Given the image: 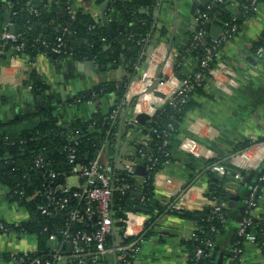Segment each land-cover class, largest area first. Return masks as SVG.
<instances>
[{
    "label": "trees",
    "instance_id": "16d2710c",
    "mask_svg": "<svg viewBox=\"0 0 264 264\" xmlns=\"http://www.w3.org/2000/svg\"><path fill=\"white\" fill-rule=\"evenodd\" d=\"M83 1L91 2L98 7H101L105 2L104 14L110 19L109 24L107 26L99 25L97 20L87 12L74 9L73 0H54L49 5L42 4L39 0H1L0 34L7 24H11L14 27V34L19 37L16 43L0 42V52L24 57L32 63L38 55L51 53L56 48L57 38H61L60 57L80 63L93 61L98 65H120L125 72V76L118 83H104L93 90H85L70 102L80 105L114 93L121 103L129 82L137 74L135 66L140 65L145 59L143 54L146 48L143 47L141 40L147 38L150 42L154 37L156 25L153 13L159 0ZM256 1L260 4L264 0ZM213 6L216 7L219 15L215 18L212 17L209 30L205 32L204 27L207 22L203 15L208 18L209 9ZM140 10H144L145 13L141 14ZM7 13L9 19L8 23H5ZM199 13V23L188 31V41L178 53L174 71H178L183 59L190 56L197 62L191 75L200 73L203 78L199 86L187 95L183 104L175 107L167 103L160 105L156 108L154 115L139 127L142 135H148L150 140L146 147L139 144L135 147L144 150L157 161L154 163L153 170L147 172L142 183L127 178L126 182L132 187L123 193L114 190L111 196L114 228L119 232L123 227L122 220L125 218V213L135 212V206L145 207L149 210L148 218L143 224L141 233L137 237L124 239L121 245L135 243V248L139 247V240L144 241L153 235L159 220L167 214H173L193 222L195 225L193 236L181 240L189 254L188 264H206L208 262L216 238L225 229L230 218L228 210H223L225 221L221 222L208 206L195 210H175L170 205H161L154 198L152 176L161 171L166 162L172 161L170 156L171 144L168 142L167 145H164V142L177 135L185 112L193 105L192 96L198 93L211 78L208 70L214 67L215 60L209 62L205 68L200 66L204 50L213 46L215 37L211 35L210 27H219L221 32L230 29L232 26L238 29L242 22L250 19L253 15L250 0H238L236 14L230 8L227 0L214 4H212V0H209L206 6L199 9ZM233 19L235 20L233 21ZM120 26L123 27L122 30H120ZM198 32L202 33V39L200 42H195L193 38ZM203 40H205V44H203ZM18 45H22V50L14 49ZM222 45L223 43H220L215 48L220 49ZM259 47H264V38L255 47L254 54ZM63 52L71 53V56L64 55ZM29 81L31 92L44 97L47 85L36 71L30 72ZM119 102L110 108L106 114L96 111L89 119H77L67 128L58 124L54 115L55 107L47 104L38 113L25 115L22 118V120H31L34 117L41 118L37 125L31 129L8 133L5 128L15 121L0 123V187H6L9 191L7 199L25 209L28 214V220L18 223H6L0 220V235L10 233L18 236L30 235L35 236L38 241L36 252L18 254L15 257L19 264H33L37 258L54 262V252L47 247L48 238L52 234L57 237V242L61 245V232L64 230H67L71 235L94 230L92 221L69 223L67 212L81 208V205H77V202L69 198V195L61 196L68 197L64 208L53 212L49 217L41 215L37 208L45 204L44 192L46 189L57 184H64L63 178L69 170L66 162L67 147H75L78 157L84 161L85 154L92 157L105 140L114 146L119 131L121 132L120 141L125 143L128 136L126 131L132 129L133 126H127V129L124 130L123 124L120 122L122 113H120L115 125H112L107 119L110 111L119 106ZM71 134L77 136L76 146H73L72 141H70ZM256 143L258 142L245 141L239 144L236 149H247ZM128 153L130 152L127 151ZM130 154L132 157L136 156L134 151ZM38 155L44 159L45 166L42 169L33 167V158ZM212 162L209 161L207 164ZM226 168L229 174L236 172L228 165ZM50 172L55 174L53 179L48 177ZM255 172L258 173V178L252 180L250 185L239 189L238 195L241 196L242 200L253 185H257L260 191L264 187V163ZM237 173L241 177H245L249 172L240 171ZM209 175L205 196L209 199H215L221 205L228 206L231 196L224 188L223 179L225 176L221 179L216 177L217 180L214 181L212 180L213 175ZM123 177V171H115L113 186L120 187L123 184L121 181ZM188 185L185 186L184 190L187 189ZM20 193L22 194L19 195ZM247 231H254L259 243L260 238L264 236V225L253 219L252 226ZM207 240L211 242V247H205L204 243ZM244 243V238L238 236L236 228L235 239L228 251L226 264H229V259L232 257H234V264H239ZM113 244L114 236H110L106 240V246L112 247ZM65 247L62 245L61 255L66 258V262H76L79 257L87 259L94 252L93 243L80 246L83 252L78 256L67 253ZM198 248L203 249V256L197 259L195 252ZM236 250H240L241 253H234ZM260 250L264 256V249L260 247ZM136 253H115L114 257L117 258L121 255L122 259L113 260V264H135ZM11 259L12 257L8 253H0V261L9 262Z\"/></svg>",
    "mask_w": 264,
    "mask_h": 264
},
{
    "label": "crops",
    "instance_id": "0c3cea01",
    "mask_svg": "<svg viewBox=\"0 0 264 264\" xmlns=\"http://www.w3.org/2000/svg\"><path fill=\"white\" fill-rule=\"evenodd\" d=\"M39 1L49 5L54 0ZM227 1L236 14L238 0ZM258 5L252 17L242 22L233 37L219 49L215 69L225 67L231 72V75L221 72L216 74L217 79L223 81L224 90L217 88L214 77L209 78L201 90L192 96L193 105L185 112L177 135L170 140L172 161L159 171L154 185V198L161 205L171 206L179 203V194L188 191L194 205L184 206L183 210L207 207L205 193L209 174H212L209 166L245 150L236 149L245 141L258 142L256 143L258 147L252 149L250 155L256 158L258 166L264 163V55L254 54L255 47L264 38V1ZM201 7L203 6L200 5L192 16L191 0H159L153 13L156 25L153 39L157 40V46L150 58L147 71L155 75L158 70L164 69L163 60L169 58L164 65L165 74L169 77L168 87L174 88L179 85L180 81L175 77L176 74L182 79L196 68L197 62L189 56L183 59L179 70L174 71L178 53L188 41V31L196 26V18L200 16ZM73 8L87 12L99 25L109 24L110 19L104 14L107 24L103 25L101 8L91 2L73 0ZM7 20L5 15L4 21ZM210 30L214 37L221 33L220 28L216 26H211ZM76 63L80 62L60 56L52 58L48 54L38 55L30 63L24 57L0 52V123L15 121L7 126L5 131L14 133L33 128L41 120L40 117L31 120L22 118L38 113L46 104L55 107L54 115L58 124L67 128L77 119H89L96 111L106 114L119 102L118 96L113 93L80 105L71 103L70 101L79 93L93 90L104 83H118L125 76L120 65H116L121 67V76L118 78L116 70L112 68L80 69ZM31 71H36L47 85L44 97L31 92L29 81ZM140 72L141 68L128 84L127 90L131 88L132 94H142L134 81L135 77L139 78ZM143 99L144 111L148 103H158L157 99L148 94H144ZM121 113L120 122L126 130V123L128 120H135L136 115L131 110ZM139 127L140 125H135L126 131L128 136L125 144L128 152L133 142L142 136ZM195 152H199L198 157L194 156ZM112 157L113 154L110 156L106 150L100 159L102 162H111ZM113 158L116 159L115 156ZM209 161L213 162L207 164ZM235 170L242 171L236 168ZM234 173L226 174L223 179L224 188L231 197L238 195L243 179V177L241 180L236 179ZM214 177L215 175L213 179ZM165 178L171 179L172 183L165 184ZM136 182L139 183L138 180ZM187 184L189 185L184 190ZM8 192L6 187H0V220L6 223L28 220L25 209L7 199ZM261 193L263 198L253 212V218L264 225V187ZM223 206L228 210V215L230 212L236 214V210L231 209L229 205ZM238 206L242 207V201ZM229 217L225 229L216 238L206 264L227 262L228 251L234 242L238 225L234 217L231 218L230 215ZM147 218V214L134 212L133 219L140 225L137 232L141 233ZM194 231L193 222L173 214L164 215L154 229V234L142 241L138 247L135 264H188L189 254L181 240L189 239ZM37 250L38 241L35 236H18L14 233L0 235V253H8L12 257L9 262L0 261V264H19L15 259L18 254L33 253ZM105 263L113 264L112 256H107ZM60 264L75 263L65 261ZM239 264H264L260 248L255 244L244 243Z\"/></svg>",
    "mask_w": 264,
    "mask_h": 264
},
{
    "label": "built area",
    "instance_id": "2783aa9c",
    "mask_svg": "<svg viewBox=\"0 0 264 264\" xmlns=\"http://www.w3.org/2000/svg\"><path fill=\"white\" fill-rule=\"evenodd\" d=\"M223 0H212V4L214 3H222ZM258 3L256 0H250V7L252 11H255L258 7ZM205 21L207 22V17L203 15ZM199 18H196V25L199 23ZM235 19H233L234 21ZM8 25L3 28L0 34V42L6 43H16L18 41V35L11 34L8 30ZM237 31L235 26L230 27L219 34V36L213 39V46L211 48H206L203 53V57L200 60L201 68H205L209 62L217 59V55L219 49L215 47L218 46L220 43H225L229 39L233 37L235 32ZM202 39V33L198 32L196 36H194L193 41L200 42ZM144 48H147L149 45V40L144 38L141 40ZM61 47H62V39L57 38V45L56 48L52 50V52L57 53L58 55L61 54ZM15 50H22V45L16 46ZM64 55L71 56V53L63 52ZM255 55L262 56L264 55V47L257 48ZM145 56V53L143 54ZM151 58V56H150ZM169 58L163 60L164 65L168 62ZM150 62V61H149ZM143 63V62H142ZM141 63V64H142ZM141 64L135 66L136 72H138L141 68ZM163 65L164 69H161V73L157 78V90L164 94L165 98L163 100H158L160 105L162 104H169L173 107L183 104L187 95L197 86H199L202 76L200 73H195L193 75L189 74L184 76L181 81L180 85L174 88L168 87L169 77L165 74V66ZM149 66V64H148ZM219 70L215 69L214 67L208 70V74L214 79H216V86L219 90H224V83L221 80L217 79V72H221L225 75H231V72L226 69L225 67L218 68ZM162 74V75H161ZM155 79V75L153 73H149L147 69L145 71L140 72V76L138 81L135 82L136 85L139 86L141 95L132 94L131 88L126 90L124 95V99L121 100V103L118 107L114 108L110 111L107 116V119L112 125L117 123V119L121 112L131 110L132 113L135 115L139 113L147 114L150 118L154 115L156 108L154 104L156 103H148L147 108L145 111L144 108V94L150 95L152 98V93H146L147 88L151 85L153 80ZM156 99V98H154ZM127 126H135L138 125L135 120H128L126 123ZM120 134L118 133L117 142L114 146H111L107 140L104 141L103 145L95 152L97 156L95 160L91 161V157L88 156L87 161H82L76 152L75 147H67L66 148V162L69 166L68 173L64 176V184H57L54 187H50L45 190V204L38 206V211L41 215L49 217L52 213L57 212L64 208L65 203L67 202L68 197H61L63 195H69V198L75 200L77 205H81V208L72 209L67 212V219L69 223H83L84 221H92L94 230L91 232H77L75 235H71L67 230L61 232V245L57 242V237L55 235H50L48 238V242H51L53 245H59L58 249H53L54 252V262H50L48 260H42L37 258L34 260L33 264H60L66 261V258L61 255L62 245L71 246L70 254H74L78 256L80 253L83 252V249L80 247L83 244L93 243L94 245V252L92 256L89 258H81L79 257L76 262H71L75 264H105L104 261L106 260L107 256H112L114 261L118 259H122V256H118L117 258L114 257L115 253H133L137 252L138 247L135 248V243H130L126 245H121L124 239L137 237L140 232H137V228L140 227L134 219L133 215L134 212H127L125 213V218L122 220L123 227L121 232H119L121 236V243L119 245L114 244L112 247L106 246V240L113 236L114 228V220H113V212L111 210L112 204V192L114 190H118L121 193L130 189L132 186L126 182L127 178H132L135 181L138 180L139 183L144 181V177L147 172L153 170L154 163L157 161L155 158L150 157L147 152H144L142 149H138L135 146L138 144L146 147L148 145V141L150 137L148 135H142L140 139L134 141V144L131 145L130 153L134 151L135 157H132V154L128 153L125 148V152L122 154V166L124 177L121 179L123 184L120 187H114L113 182L115 179V168L114 162L116 159L113 157L117 156L119 152L120 146L123 144L120 141ZM76 135L71 134V139L73 146L77 145L76 142ZM171 140V139H170ZM170 140H166L164 145H167ZM127 145V144H126ZM254 146V145H253ZM111 149L113 154L111 162H102L100 157L103 153L106 152L107 148ZM181 148L183 145L180 146ZM258 147L256 144L255 147L250 149L242 150L236 154H232L228 156L223 161H217L212 163L209 166L210 173L215 175L217 178H223L227 172L226 166H230L232 168H236L242 171L250 172L256 171L258 166V162L256 163V158L251 157L250 152L252 149ZM94 153V154H95ZM195 157L199 156V152L193 153ZM126 155V156H125ZM93 156V155H92ZM125 156V157H124ZM145 163V164H144ZM167 164V162L165 163ZM164 164V165H165ZM45 163L44 159L38 155L33 158V167L35 169H42L44 168ZM137 166H142L144 168L145 174L144 176H138L135 174V168ZM156 172L152 176V184L153 187L156 184L157 174ZM48 177L54 178L55 174L50 172ZM234 177L236 179L241 180L242 177L239 173H234ZM73 181V184L69 182ZM165 184H171L172 180L169 178H165ZM20 193L19 195H21ZM179 203L171 205L170 207L175 210H183L184 206H193L194 202L191 199L189 192H182L179 194ZM262 193L259 190L257 185H253L250 188L247 196L242 200V213L241 219L237 225V232L239 237L244 238L245 243H251L257 245L259 248L264 249V236L260 238V242H257V236L254 231H247L253 223V212L257 207V204L262 200ZM205 205L212 209V213L218 216L221 222L225 221V215L223 210L225 209L223 205L217 203L215 199H209L205 201ZM193 234L191 235V237ZM141 244L142 241L139 240ZM205 247H211V242L209 240L205 241ZM66 249V247H65ZM234 253H241L240 250L234 251ZM203 256V249L198 248L195 252V257L198 259ZM229 264H234V257L229 259Z\"/></svg>",
    "mask_w": 264,
    "mask_h": 264
},
{
    "label": "water",
    "instance_id": "95a60500",
    "mask_svg": "<svg viewBox=\"0 0 264 264\" xmlns=\"http://www.w3.org/2000/svg\"><path fill=\"white\" fill-rule=\"evenodd\" d=\"M208 2H209V0H191L190 15L194 16V14H195L196 10L198 9V7L200 5L204 7V6H206L208 4ZM100 8H101V18H102L103 25H106L107 21H106V18L104 16L105 2L101 5ZM140 13L144 14L145 11L144 10H140ZM218 15H219V13L216 11V7L215 6H213V7H211L209 9V13H208V19L209 20L205 24V27H204L205 28V32H208V30H209V26H210V22L212 20V17L213 16H218ZM6 18L9 19V14L8 13L6 14ZM5 23H8V20ZM122 29H123V27L120 26V30H122ZM8 30H9V32L11 34L15 33L14 27L11 24L8 25ZM203 44H205V40H203ZM156 46H157V40L156 39H151L150 42H149V45L147 46L146 51H145L144 62L141 64V70L142 71H145L148 68V64H149V61H150V56L153 55ZM48 55L50 57H52V58L59 57V55L57 53H54V52H51ZM76 64H77L78 68H80V69L83 68V69H88V70H93V69H98V68H100L101 70H104L105 68H107V69L112 68V69L116 70V76L118 78H120V76H121V67H118L116 65L98 66L93 61H84V62L76 63ZM159 75H160V71L158 70L155 73V79L153 80L151 85L147 88L146 93H152V96L154 98H156L158 100H163L165 98L164 94L157 90V83H158L157 78L159 77ZM175 77L179 81H181V76L179 74H176ZM138 79H139L138 77H135L134 81L136 82V81H138ZM179 86H181V85L179 84ZM37 98L40 99V97H37ZM159 106H160L159 103H155L154 104L155 108H158ZM149 119H150V117L147 114H143V113H139V114H137L135 116V122L138 125H140V126L144 125L145 122H147ZM125 148H126V144L123 143L120 146L119 152L117 153L116 160L114 162V168H115L116 171H122L123 170L122 154L125 152ZM107 151H108V154L111 156L112 152H111L109 147L107 148ZM88 156H89L88 154H85L84 161L88 160V158H89ZM96 156H97V153L93 154V156L91 157V161L95 160ZM135 174L138 175V176H144V174H145L144 168L142 166H137L135 168ZM257 178H258V173H256L255 171H250L245 177H243L242 182H241V187H246V186L250 185L252 180H255ZM213 180L216 181L217 179L214 178ZM247 194L248 193L245 194V197L247 196ZM240 201H242V199H241V196H239V195H236V196H233V197L229 198V207L231 209H235L236 210V214L230 212L229 215L231 217H234L235 220L238 223H239V221L241 219V213H242V207L238 206ZM134 210L136 212H140V213H144V214H148L149 213V210L147 208L141 207V206H135ZM113 236H114V239H115V245L116 246L119 245L121 243V236H120L119 232L118 231H114L113 232ZM47 247L48 248L58 249L59 245H57V244L53 245L51 242H48L47 243ZM70 250H71V246L67 245L66 246L67 253H69Z\"/></svg>",
    "mask_w": 264,
    "mask_h": 264
},
{
    "label": "rangeland",
    "instance_id": "374dc122",
    "mask_svg": "<svg viewBox=\"0 0 264 264\" xmlns=\"http://www.w3.org/2000/svg\"><path fill=\"white\" fill-rule=\"evenodd\" d=\"M74 180H72L71 182L73 183Z\"/></svg>",
    "mask_w": 264,
    "mask_h": 264
}]
</instances>
